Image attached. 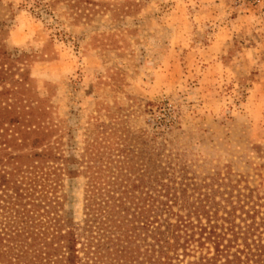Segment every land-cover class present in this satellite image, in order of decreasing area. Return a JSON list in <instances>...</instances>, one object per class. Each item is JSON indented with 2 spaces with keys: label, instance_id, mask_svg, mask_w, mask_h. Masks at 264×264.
Here are the masks:
<instances>
[{
  "label": "rangeland",
  "instance_id": "rangeland-1",
  "mask_svg": "<svg viewBox=\"0 0 264 264\" xmlns=\"http://www.w3.org/2000/svg\"><path fill=\"white\" fill-rule=\"evenodd\" d=\"M0 48L14 78H27L21 105L42 110L35 121L47 135L36 150L55 156L44 170L56 177L37 181L46 199L37 184L19 205L25 169L0 178L5 234L14 220L58 214L81 237L97 172L112 181L121 169L140 200L264 194V0H0ZM13 167L0 163V175ZM24 204L32 213L14 212ZM25 241L28 259L40 244ZM190 245L177 250L182 264L213 251Z\"/></svg>",
  "mask_w": 264,
  "mask_h": 264
},
{
  "label": "trees",
  "instance_id": "trees-1",
  "mask_svg": "<svg viewBox=\"0 0 264 264\" xmlns=\"http://www.w3.org/2000/svg\"><path fill=\"white\" fill-rule=\"evenodd\" d=\"M12 69L9 56L0 48V163L14 165L13 172L2 174L0 178L2 183L14 182V176L19 175L22 167L25 169L22 178L28 181L27 192H19V186L15 187L18 199L15 205H19L27 194L32 195L28 191L36 187L38 180L56 183V177L50 178L55 176V169L44 170L45 161L55 156L48 149L36 150L47 135V129L40 128L35 121L42 110L21 105L28 94L24 86L27 78L24 74L19 79L14 78ZM11 149L16 153L10 152ZM121 171V178L117 174L112 181H99L102 175L99 172L93 177L85 200L81 237L76 236L58 214L45 220L43 214H39L41 219H35L37 222L33 225L27 220L20 223L14 220L12 234L7 235L0 229V264H182L177 250L189 254L187 249L192 242L197 243V248L209 242L213 251L186 264H264V194L253 197L251 190L234 197L229 194L224 199L225 204L215 201L210 193H204L192 203L175 193L165 201L152 196L140 200L130 190V186H137H128ZM7 175L10 178L6 181ZM38 186L41 192L38 200L43 201L41 198L46 199L49 191H45L44 184ZM54 186L49 187L51 193ZM165 196L168 197V191ZM53 202L58 205V201ZM177 204L183 209L187 207V214L174 213L171 208ZM25 205L20 206L22 212L18 209L14 212L32 213ZM31 206L38 208L34 202ZM220 208L222 214H218ZM163 211L167 213L164 218ZM170 217L175 218L174 222ZM3 234L8 236L11 246L3 244ZM26 238L31 239L28 246L40 244L28 259H25L28 248L21 250ZM80 248L85 251L84 260L79 255Z\"/></svg>",
  "mask_w": 264,
  "mask_h": 264
}]
</instances>
